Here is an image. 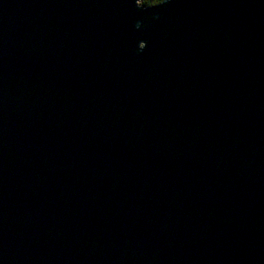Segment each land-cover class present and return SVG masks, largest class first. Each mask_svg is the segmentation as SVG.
I'll use <instances>...</instances> for the list:
<instances>
[{
	"label": "water",
	"instance_id": "1",
	"mask_svg": "<svg viewBox=\"0 0 264 264\" xmlns=\"http://www.w3.org/2000/svg\"><path fill=\"white\" fill-rule=\"evenodd\" d=\"M0 264H264V0H0Z\"/></svg>",
	"mask_w": 264,
	"mask_h": 264
},
{
	"label": "flooded vegetation",
	"instance_id": "2",
	"mask_svg": "<svg viewBox=\"0 0 264 264\" xmlns=\"http://www.w3.org/2000/svg\"><path fill=\"white\" fill-rule=\"evenodd\" d=\"M142 1H143V3L147 2V4H155V3H157V2H154V0H140V2H142Z\"/></svg>",
	"mask_w": 264,
	"mask_h": 264
},
{
	"label": "trees",
	"instance_id": "3",
	"mask_svg": "<svg viewBox=\"0 0 264 264\" xmlns=\"http://www.w3.org/2000/svg\"><path fill=\"white\" fill-rule=\"evenodd\" d=\"M162 0H154V2H157V3H159V2H161ZM143 2V1H142ZM147 3V2H146ZM151 3V2H150Z\"/></svg>",
	"mask_w": 264,
	"mask_h": 264
},
{
	"label": "bare ground",
	"instance_id": "4",
	"mask_svg": "<svg viewBox=\"0 0 264 264\" xmlns=\"http://www.w3.org/2000/svg\"><path fill=\"white\" fill-rule=\"evenodd\" d=\"M147 4V3H146Z\"/></svg>",
	"mask_w": 264,
	"mask_h": 264
},
{
	"label": "rangeland",
	"instance_id": "5",
	"mask_svg": "<svg viewBox=\"0 0 264 264\" xmlns=\"http://www.w3.org/2000/svg\"><path fill=\"white\" fill-rule=\"evenodd\" d=\"M139 2V1H138Z\"/></svg>",
	"mask_w": 264,
	"mask_h": 264
}]
</instances>
